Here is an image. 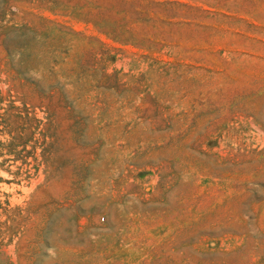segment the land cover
Instances as JSON below:
<instances>
[{
	"label": "rangeland",
	"instance_id": "rangeland-1",
	"mask_svg": "<svg viewBox=\"0 0 264 264\" xmlns=\"http://www.w3.org/2000/svg\"><path fill=\"white\" fill-rule=\"evenodd\" d=\"M0 264H264V0H0Z\"/></svg>",
	"mask_w": 264,
	"mask_h": 264
}]
</instances>
